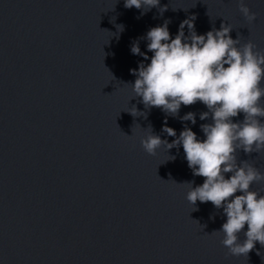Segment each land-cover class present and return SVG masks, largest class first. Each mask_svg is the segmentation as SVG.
Listing matches in <instances>:
<instances>
[{"label": "clouds", "instance_id": "1", "mask_svg": "<svg viewBox=\"0 0 264 264\" xmlns=\"http://www.w3.org/2000/svg\"><path fill=\"white\" fill-rule=\"evenodd\" d=\"M124 7L142 10L141 15L152 8L163 15L168 8L160 6V0H124ZM238 7L249 23L256 19L243 0ZM195 19L191 16L183 20L175 38L169 32L170 20L147 31L142 39L147 40V50L152 53L150 63L141 62L138 69L130 70L136 77L131 86L145 109L159 108L166 117H177L182 105L204 104L207 111L199 118H211V123L200 125L205 138L198 139L186 125L177 137L165 119L162 132L175 139L171 143L162 140L149 125L141 145L149 155H155L162 145L167 150L183 147L193 176L204 178L202 185L195 187L194 181L182 183L189 188L187 201L193 206L197 201L211 202L216 209H222L226 221L213 233H223L221 243L228 254L248 256L257 242L264 247V194L251 190L254 183L264 182V173L246 160L238 163L237 153L264 152V50H255L257 46L251 41L241 46L239 37L234 40L229 35L231 25L221 24L219 30L198 35ZM131 53L149 59L141 52L138 41L132 44ZM128 112L133 117L147 118V113L135 105ZM241 113L243 120L234 122L233 118ZM180 119L196 124L193 112ZM175 159L170 156L169 160ZM226 174L230 176L226 178ZM242 232L245 239L241 242Z\"/></svg>", "mask_w": 264, "mask_h": 264}]
</instances>
